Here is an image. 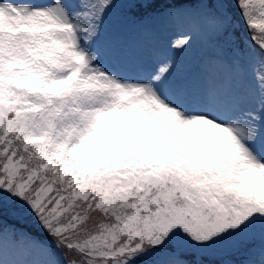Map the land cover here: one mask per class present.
Here are the masks:
<instances>
[{
	"label": "snow or ice",
	"instance_id": "obj_1",
	"mask_svg": "<svg viewBox=\"0 0 264 264\" xmlns=\"http://www.w3.org/2000/svg\"><path fill=\"white\" fill-rule=\"evenodd\" d=\"M0 264H264V0H0Z\"/></svg>",
	"mask_w": 264,
	"mask_h": 264
}]
</instances>
